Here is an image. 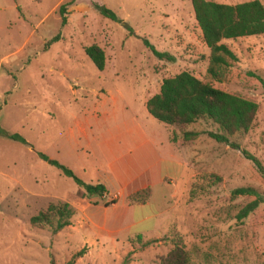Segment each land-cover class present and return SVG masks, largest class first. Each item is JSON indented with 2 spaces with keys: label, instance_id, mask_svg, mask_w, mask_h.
<instances>
[{
  "label": "rangeland",
  "instance_id": "obj_1",
  "mask_svg": "<svg viewBox=\"0 0 264 264\" xmlns=\"http://www.w3.org/2000/svg\"><path fill=\"white\" fill-rule=\"evenodd\" d=\"M94 3L117 18L102 15ZM54 35L58 39L46 44ZM222 42L236 59L214 78L190 0H0V126L28 142L0 136V264H64L79 250L72 264H161L172 247L171 230L182 236L190 264H264V175L242 153L247 150L264 168V34ZM92 43L104 50L103 69L84 51ZM181 70L257 103L249 130L229 137L239 148L211 137L208 131L217 126L210 120L167 125L148 113L147 98ZM102 138L108 139L105 148ZM142 141L172 174L153 187L149 203L136 208L135 219L150 215L131 227L141 234L98 227L114 221L113 207L102 205L71 206L69 224L55 233L30 222L48 204L78 194L77 187L90 196L38 151L85 182L101 177L110 191L116 180L106 174V161L125 157ZM172 159L183 166L172 168ZM95 165L100 170L93 171ZM240 187L263 198L242 219L238 211L256 196L238 193ZM104 195L89 201L109 203Z\"/></svg>",
  "mask_w": 264,
  "mask_h": 264
},
{
  "label": "trees",
  "instance_id": "obj_2",
  "mask_svg": "<svg viewBox=\"0 0 264 264\" xmlns=\"http://www.w3.org/2000/svg\"><path fill=\"white\" fill-rule=\"evenodd\" d=\"M194 18L201 30L203 40L210 50L208 73L214 78H219L221 68L229 64V59H236L234 52L224 43V38H235L264 34V5L260 0H245L236 3H224L212 0H190ZM96 10L102 15L115 20L116 14L104 4L94 3ZM65 4H61L62 25L66 22L64 15ZM54 35L46 44L57 40ZM148 44V41L145 40ZM152 49L153 47L150 46ZM85 53L98 69H103L105 54L103 48L92 43L84 47ZM159 56L173 59V56L158 52ZM261 83L264 81L260 79ZM146 109L148 113L167 125L185 126L200 119L210 120L217 126V131H208V134L220 142H225L231 147L239 148L235 141L229 137L233 134L246 133L252 125L257 103L253 100L233 94L209 82L196 77L188 70H181L173 76L162 79L159 90L147 98ZM189 133L184 132V136ZM0 136L27 144L26 138L17 133L9 132L0 126ZM242 153L252 160L261 174L264 168L259 160L247 150ZM38 156L49 164L61 170L66 176L84 187L89 195H104L106 187L103 183H88L78 177L72 169L57 159L49 157L42 151ZM238 193H253L256 198L246 203L237 213L238 219L246 217L258 204L263 201L262 196L252 187L237 188ZM151 197V188L146 186L129 193L126 197L130 204H144ZM96 203V202H94ZM107 204V202H105ZM73 214L72 207L67 202L58 204L50 203L44 210H40L30 217L34 225H49L53 233L69 224ZM172 247L160 257L161 264H190L189 252L185 249L182 236L171 230ZM81 250L75 252L64 264H72L74 258L80 255Z\"/></svg>",
  "mask_w": 264,
  "mask_h": 264
},
{
  "label": "crops",
  "instance_id": "obj_3",
  "mask_svg": "<svg viewBox=\"0 0 264 264\" xmlns=\"http://www.w3.org/2000/svg\"><path fill=\"white\" fill-rule=\"evenodd\" d=\"M99 144L104 148L107 147V145H109L108 139H100ZM87 148L88 147L84 149ZM122 157L123 156L112 157V159L109 158V160L106 161L105 167H108L106 169V174H110V176L116 180V187H111V190L108 191L109 189L107 190L108 186L106 185L104 179L101 177H95V182L103 183L106 187V193L109 195V203L105 204L106 200L104 201V199L102 200L103 203H100L99 201V203H91L89 199L92 198L91 196L93 195L86 197L85 191L83 189H79L78 187L75 188L78 194H69L71 197H66L65 200L70 206L77 210H85L88 207L99 205H102L104 208L113 207L114 212L112 213V218L114 217V221H108L110 226L106 227L105 223V225L101 224L98 227L105 229L112 234H120L121 232H126V234H134L137 232L140 233L141 231H133L131 233V227L138 220H142L145 217H149L150 215H143L141 217L138 216V218L135 219L134 212L136 208L140 205H145V203L130 204L128 201H126V196L129 193L146 186H149L152 192L153 187L163 184L164 178L172 173H170L169 168H165V170L162 169V162L164 161V158L157 154L154 148H152L147 141H142L133 147L128 148L125 157ZM169 162L172 168L175 169L178 168L179 165L183 166L182 163L173 159ZM87 169L88 167L84 165L82 170L85 172ZM91 169L93 171H98L100 170V167L95 165ZM100 196L104 197L105 195ZM119 197L123 199V202L120 205L118 204ZM149 201L146 203H149ZM146 232L148 231H142V233Z\"/></svg>",
  "mask_w": 264,
  "mask_h": 264
}]
</instances>
